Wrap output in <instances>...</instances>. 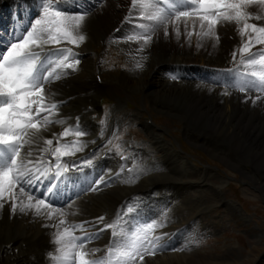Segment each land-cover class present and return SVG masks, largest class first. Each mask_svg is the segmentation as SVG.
Segmentation results:
<instances>
[{
    "label": "snow or ice",
    "instance_id": "snow-or-ice-1",
    "mask_svg": "<svg viewBox=\"0 0 264 264\" xmlns=\"http://www.w3.org/2000/svg\"><path fill=\"white\" fill-rule=\"evenodd\" d=\"M93 2L99 7L104 4V0ZM37 6L35 19H17L9 32H0V209L8 203L13 215L31 213L51 222L43 225L55 230L50 241L53 251L47 254L49 264H146V256L170 247V243L164 242L167 233L156 234L168 220L166 212L157 220L140 207L126 203L111 220L99 216L77 222L68 220L77 212L54 206L71 199L73 193L66 189L75 184L69 173L79 171L80 166L65 157L84 151L89 142L81 138L89 133L80 126L79 118L61 133H53L52 138H45L42 133L69 119L60 116L64 101L56 98L59 93L53 91L52 85L78 71L79 54L74 49L87 38L84 26L92 8L85 0H71V4L69 0H37ZM72 7L78 11L67 10ZM250 7L258 11L250 12ZM262 20L264 0H131L121 28L116 30L121 32L127 24L131 25L130 31L119 38L115 34L110 36L109 43H136L135 51L143 53L154 38H160L161 29L165 39L170 38V27L179 39L182 22L189 44L195 35L198 48L204 40L213 41L215 46L219 42L217 26L234 23L244 42L232 53L233 68L224 70L225 89L255 91L260 94L252 100L255 104L264 98V24L252 21ZM134 66L139 69L143 64L137 60ZM223 94L228 95V91ZM106 128L107 114L100 123V137L105 135ZM118 132L113 129L103 146L113 145L122 160L116 178L127 170L135 176L130 175L124 182L132 183L146 167L138 163L134 154L125 155L120 143L113 144L120 139ZM68 136L74 139L65 141ZM103 158L107 159L108 153ZM130 158L133 164L128 167ZM81 159L85 167L95 168L93 160ZM102 183L107 184L103 176L87 190H98ZM83 190L80 188L74 194ZM109 230L111 238L107 245L88 247ZM100 252L103 255L98 256Z\"/></svg>",
    "mask_w": 264,
    "mask_h": 264
},
{
    "label": "bare ground",
    "instance_id": "bare-ground-1",
    "mask_svg": "<svg viewBox=\"0 0 264 264\" xmlns=\"http://www.w3.org/2000/svg\"><path fill=\"white\" fill-rule=\"evenodd\" d=\"M130 2L131 0H104L102 7L96 6V4H94V6L91 7L92 12L90 11L86 17L84 34H88L93 41L94 38H99L98 40H100L102 43H106L108 38L113 36L114 27H119L122 25V22L124 21V15L128 12ZM69 10L73 11L76 9L72 7L69 8ZM249 11L255 13L258 11V9L255 7H250ZM256 22L263 24L264 20ZM188 27L191 31L192 26L190 23ZM197 30H199L198 25ZM169 31L170 38L165 39L161 29L160 38H154L151 45L143 53H137L135 51V49L138 47L136 43L121 42V45L123 44L128 49V51L129 49L133 50L131 51V55H133L135 58L133 60V64L135 65L137 60H140L143 64V67L139 69H137L134 65L133 67H130L128 62L125 64L126 67H129V71L132 68V70L136 72L135 74L138 76V80L140 79L138 82H142L141 89H144L142 100L144 101V98H147V96L150 95L152 97L151 102L154 101L155 103L164 106L163 108L170 107L173 112L172 115L176 116L179 113L185 114L187 117L186 120L182 119L181 116H179V118L182 119L183 124L185 125L184 128L187 131H190L189 135H192L191 132L200 134V130L203 129L212 130V133L218 138L213 136L205 138L204 135L203 137L196 136L199 140V143H197L206 148L211 153L217 155V157L229 161V164H233L231 160L232 158L229 157L233 153V147L235 150H241V157L244 155H249L253 158H257L256 165L260 166L264 164V138H260V136H264V124L257 125L261 118L264 117V98H261L255 104H253L252 100L258 94L244 96L231 90H222L218 86L208 84L204 81H187L184 79L182 80L181 78L172 79L167 75L166 77L163 73L164 70L172 69L170 67H172L173 64H192L196 63L198 58L201 60L200 63L213 66H226V57H228V53L231 52L232 54L234 51H238V45L240 41L244 39L237 31V25L234 23H225V25L220 27L217 31L219 35V42L215 43V46H213V41L204 40L201 42L203 46L199 48L197 47V37L195 35L191 37V43L189 44L184 33V25L182 22L180 23L181 35L179 39H177L175 34L172 33L171 27L169 28ZM228 33L234 34L233 40L225 38V34ZM119 34L124 35L125 33L121 31ZM87 40L88 39L86 38L85 42ZM76 50L83 52L85 55H88V52L90 54L92 53L91 56H93V52L90 51L92 49L90 47L86 48L84 44L80 45V47L76 48ZM130 60H132L131 57ZM130 60L128 61L130 62ZM97 73L100 72L96 68V65H94L92 62L88 70L80 68L78 71L71 72L67 78L57 81L52 85L53 91H58L59 93L56 98L58 100L66 101V106L63 105L60 108V116L62 118H69L65 124H68L69 121L75 119V117H77L79 114L86 115L87 113H95L94 111H96V104H94V99L100 97V95H102V93L105 91V86L98 84L97 80L95 79ZM103 74L102 78L104 81L111 83L110 80H107L105 74ZM131 75L132 74L130 73L129 76ZM135 86V89L139 88L138 83ZM135 86H133V88ZM122 90L125 92L123 100L132 98V95H130L131 93L129 94V91L126 90V88H123ZM225 90L228 91V95L223 94ZM119 105L120 102H116L115 106L117 107ZM119 115L120 113H110L108 118L112 116L109 119H111V122L115 125L116 123L122 121V119L118 121V117H120ZM122 118L124 120V117ZM152 118H154V116ZM136 119L137 120L134 124L135 126L137 124H141L138 118ZM65 124H53L49 127V130L44 131L42 135L45 138H52L53 133L59 134L63 131ZM80 124L84 125V129L90 134L85 136L83 140L88 141V145L96 149L97 146L95 144L98 143V140L93 134L92 126H90L85 121H81ZM196 128H198L199 131L195 130ZM247 136H251L254 142L260 141L261 145L259 146L251 144L248 141ZM91 141H95V143H91ZM151 143L155 149H158L156 141H152ZM225 145L228 146V156L224 151ZM149 148L151 149V147ZM23 151H26V149ZM36 155H38V153H36ZM136 158L141 166H145L144 163L140 162V155H137ZM33 159H35V155L33 156ZM182 159V156L173 152L169 153L168 155L166 153L165 156L163 154L161 156V160L159 161L160 163L156 166L154 165L156 168H159L157 171H153L150 169V167L145 166L146 171L139 173L140 177L141 175H144V177H141L143 181L145 180L144 182L141 181V178L139 177L136 180L137 182L135 181L132 183H125L124 181L127 180L128 177H126L127 174L124 172L122 176L119 177V179L122 178V184H116L118 183L119 179L114 177L111 180L110 185L107 186L108 182L107 184L102 183V186H100L98 190L62 206V208L66 209L68 212H73L74 207H79V211L81 210L80 208H83L87 213L84 214L85 216L80 217L79 212H77L78 214L76 216L70 215L68 216V220L70 221L79 222L81 220H92L99 216H105L111 220L115 216L117 210L121 208L126 196H131L136 193H155L156 190H158L157 193L160 194V191L164 187L170 186L169 188L172 191V195L174 193L173 191L177 193V191L184 190L185 192H181L179 194L175 193L173 195L174 200L180 197L184 200L187 197L186 188L191 190V188L195 186H202L200 187L201 189H198L197 187V189L193 190V204L188 210H185L184 207V211L182 210L183 212L179 210L181 205L178 208L179 205L175 204L176 200L171 203L168 201V199H163L162 201H156L155 199V201H152L153 204L151 206L148 204L144 209L145 213L157 220H160L162 218V214L166 212L168 215V220L164 227L167 226L169 221L176 220L182 215L193 214V212L197 213V220L192 223L189 222L190 224L187 226L182 223V225L186 227L184 230V235H186V238L184 239L186 241L182 244H178L177 247L172 245V247L168 248L175 249L171 250V252L181 251L183 245L188 244L187 246L189 249H196V246L202 243V235H205L206 232L211 231V229L206 230L204 228L207 227L211 221H213L214 217H211L210 215L209 222L206 224V216L204 215L206 211H211V207H215V203H221V207L223 209L220 211L219 215L221 219L219 221L220 223L225 222L223 225L228 224V227L226 226L228 229L225 231L227 233L233 231L234 226H238L237 223L238 221L242 220L243 214L237 213L233 204H228V202H225L220 197V193H222L221 191L225 190L226 192L229 186H232V182L228 181L226 183V185H229L227 188L225 186L220 187L218 182L209 187L207 185L212 183L208 182L207 184V178L209 179L212 176H210L207 172L208 169L204 167L200 171L196 170L189 172L190 170L186 169L182 163ZM109 162L110 165L114 164V168H118L120 166L113 159H110ZM221 165L224 166V164ZM229 171L234 173L236 172L231 169ZM145 172H147V174ZM173 174L174 176L172 177L173 179H171V182L173 180L172 183L174 184L175 180L177 179L175 185L179 186L180 189L168 183V181L166 182L168 184H165L157 180L161 175L172 176ZM193 174L196 175V177H201L203 181L198 180L196 182H192L186 179V177L193 176ZM207 174L209 177H207ZM174 177L176 179H174ZM149 178H153L157 180V182H155L153 185H149L146 191L145 189H138L140 187H137V184L139 182H149ZM116 179L118 180L116 181ZM214 180L218 181L219 179L216 178ZM114 186H116V188L112 189ZM153 188L155 189L153 190ZM135 190L138 192H135ZM96 192L99 194H95ZM155 198H157V196ZM166 202L170 206L162 205ZM68 205H71V208H69ZM164 207H168L169 209ZM164 209H166V211L162 212ZM157 213L160 214L158 215ZM192 216L193 217H190V219H193L197 215ZM200 222L206 225H202ZM48 223L51 222L40 217H34L31 213H17L13 215L10 210V204L6 203L4 208L0 209V264H49V258L47 254L50 251H53V245L50 241L52 240L51 234L55 230L51 227L43 226ZM248 229V227H245L243 229V234H249L246 232ZM193 230H197V232H193L194 237H189L190 232ZM162 233H164V231L158 232V234ZM214 233L215 232L213 230L212 236H214ZM110 234V230L105 232L102 239L92 242L88 245V247L103 248L109 243L111 238ZM220 237L223 239L225 236H219V238ZM260 240L264 241V239ZM223 241L226 244V247L223 250H226L228 253L233 252V248L230 246V240L227 238ZM247 241L248 245L253 244L251 242L253 240L247 238ZM181 242L183 241H178V243ZM212 242V238H206V243ZM227 243H229V245ZM4 245L6 246L5 248ZM248 245L245 243L242 246ZM213 247L216 249L215 245ZM192 253L196 255V253ZM198 253V257L203 259L205 258L204 260H206V258L209 256L215 258V255L212 254L211 250H208L207 248H204L202 251L198 250ZM209 261L212 263L219 262L216 261V259ZM145 262L146 264H192L191 262L188 263L184 257L179 256L178 253L174 255L170 254V252H159L152 256H146Z\"/></svg>",
    "mask_w": 264,
    "mask_h": 264
},
{
    "label": "rangeland",
    "instance_id": "rangeland-1",
    "mask_svg": "<svg viewBox=\"0 0 264 264\" xmlns=\"http://www.w3.org/2000/svg\"><path fill=\"white\" fill-rule=\"evenodd\" d=\"M85 35H86L88 40L86 42H84L83 44L86 46V43H89L88 47L86 46V48H89V47L93 48L96 46V48H94V50H95V53L98 51L97 64H100L101 59H99L98 57L102 53L103 54L109 53L112 49L106 48V47L103 48L102 42L100 40H98L99 38L98 39L94 38V41H93L88 34H85ZM226 38L230 39L231 36L229 35ZM99 43H101V44H99ZM91 45H93V46H91ZM119 45L122 46V48H124V51L129 53L132 60H130V57H129L130 63H128V64L130 67H133L132 63H133V60L135 59L134 56L131 55V53L128 51V49L123 44L121 45V43H119ZM112 48H114V47H112ZM94 50L92 49L90 51L94 52ZM91 54H90V56H91ZM110 54H114V53L111 52ZM93 56H94V54H93ZM90 58L91 57H87L86 64L88 63ZM96 68L98 69L99 72L102 70V68L99 67L98 65H96ZM135 70H137V69H135ZM132 71H133L132 68L129 71V67L125 66L122 72H116V76H117L116 78L111 76L109 73L102 72V74L104 73L105 76L107 77V80L111 81L110 84H109V82H107V84H106L107 85V91H106L105 95L108 96L107 94H109L112 98H114V100H116L113 103V107H115L116 102L121 103L122 99H124L125 92H123L122 89L126 88V90L129 91L128 93L129 94L131 93L130 95H132L131 99H134L135 101H137V99L139 98V99H141V103L140 102H137V103L142 104L147 108L150 107L148 105V103H149L151 105V109H152V107L154 108V110H153L154 112L152 111L150 114H151V116L152 115L154 116L153 119L157 120V123L156 122L152 123V128L155 129L158 133L155 132L154 130L150 129V126L142 123V118H143L142 116L143 115H141L140 117H136L142 123L143 130L145 131V133L140 131V134H136V138H137V140H139L141 136L146 138V142L141 144L142 150L145 152H148L150 157L155 158L153 163L147 164V161L149 162V158L147 156L144 157V155H141L140 156V162L144 163L145 166L150 167L151 170L157 171L159 168H156L155 166L160 163L159 161L161 160V156L163 154L165 156L166 153H167V155L169 153H172V151H170V150H171V148H173L174 151L178 152L179 154H181L183 156L185 163H186V166L190 170L189 172L196 171V170L200 171L204 167H206L207 169L208 168L210 169V170L208 169L207 172L212 177H210L209 179L207 178V184H208V182H210L212 184H208L207 186L210 187L214 183L218 182L220 187L221 186L224 187L226 185V182H228L231 179L233 181V183H231L232 186H229V188L226 190V192H225V190L221 191L222 193H220V197L221 198L224 197V199H226L228 202L233 203L236 212L239 214H243L242 220L238 221V223H237L238 226H234V230L230 232L232 234L227 233V232L224 234V236L226 238L232 237V238H230V242H231V246L233 247V252L228 253V252H226V250H223L226 247V244L220 243V240H222V239H220L221 237L219 238V236H212L213 230L216 232V234H220L221 231H226L228 228H226V226H224L225 228L222 229V227L219 226V228L216 229V228H213V227L210 228L209 226H207L204 229H206V230L211 229V231L207 232V236L208 237L212 236L209 238H212L213 244H206V248L208 250L212 249L211 252H212V254L215 255V258L209 256L206 258V260H204L205 258L203 259V258L198 257V255H199L198 250H202L201 249L202 246L201 247L198 246V248H196V249H194V248L189 249V247L187 246L188 244H184L181 251H174V252L170 251V254L173 253L175 255L176 253H178L179 256L184 257L188 263L191 262L192 264H252V263L253 264H264V241L260 240V239H264V237H263L264 236V164H262L260 166L256 165L257 158H253L249 155H244L241 157V150L240 149L235 150L234 147H233V153L229 156L232 158V159L231 158L230 159L232 160L233 164H229L230 163L229 161L223 160V159L217 157V155L211 153L206 148H204L203 146L198 144L199 143V140L197 139L198 136L203 137V135H204L205 138H207L209 136H213L215 138H218V137H216L212 133V130H209V129L200 130L201 131V133L199 132L200 134H197L195 132L194 133L191 132L192 135H189L190 131H187L184 128L185 125L183 124V121H182V119L186 120V118H187L185 114L179 113L180 115L179 114L176 116L172 115L173 112H172L170 107H167L168 109L163 108L164 106H161L160 104H157L154 101L151 102L152 97L150 95H148L147 98H144V101H143L142 97L144 95V89L143 90L141 89L142 82L141 81L138 82L140 79L138 80V78H137L138 76H136V74H135L136 72L135 71L132 72ZM130 73L132 74L131 76H129ZM133 77H135V78H133ZM137 83H138L139 88L135 89L136 88L135 85H137ZM114 85L117 86L118 88L115 87ZM133 86H135V87L133 88ZM109 89H111L114 93L108 92ZM117 91H118V93H117ZM119 91L124 96H122L119 93ZM134 93H135V95H134ZM117 95L119 96V99H116L118 97ZM95 100H96V106H97L98 110H100V97L95 99ZM103 102L109 103V101L105 100V99L103 100ZM94 104H95V102H94ZM122 104L123 105L121 108L124 109L126 107V103L124 100L122 101ZM133 105L134 106H133V109L131 111L132 113L133 112L138 113V112H141L142 110H145L144 107L137 106V104H135V103H133ZM111 110H112L111 111L112 114L120 113L116 110H113V109H111ZM106 114H107V118H108V115H110V113L109 114L106 113ZM119 116L121 118L118 117V121H120L121 119H122V121L116 123L118 125L123 124V122L126 118V115H124L123 113H120ZM179 116H181L182 119H180ZM111 117H109V118H111ZM122 117H124V120ZM136 118L134 119L135 121L137 120ZM150 119L151 118L149 116H147L145 118V121L149 122ZM158 124L163 126V127H160ZM260 124H264V117H262L261 120L257 123V125H260ZM195 130H198V128H196ZM159 133L161 135H163V137L166 139L168 146H166L165 143H161V141L158 140V138H163ZM48 134H50V133H48ZM56 134H58V133H56ZM127 136H128V133H126V137H124V138H127ZM122 138H123V136H122ZM122 138L119 139V141H117L116 143L126 144V140L122 139ZM260 138H264V136L262 135V136H260ZM247 139L253 145H259V146L261 145L260 141L254 142L252 140L251 136H247ZM152 141H156V145L158 146V149L154 148V146L151 143ZM149 147H151V149ZM227 150H228V146L225 145V147H224L225 153H227ZM163 151H164V153H163ZM140 154H144V153H140ZM227 156H228V153H227ZM221 164H224V166ZM226 166H228V167H226ZM147 169H149V168H147ZM230 169L234 170L236 172L235 173L231 172V171H229ZM145 173L147 174V172H145ZM209 175L207 174V177H209ZM143 176L144 175H141V177H143ZM173 176H174V174L172 176L161 175V176H159V178H163V179L158 178L157 180H159V182L161 181V183H165V184L170 183V184L176 186L175 184L177 182V179L175 177H174V179H176L175 183L174 184L172 183L173 180L171 182V179H173L172 178ZM126 177H127V175H126ZM192 177H196V175L193 174ZM216 178H218L219 180L218 181L214 180ZM118 179H116V181ZM148 180H149V182L143 183L145 180L143 181V179L141 178V181H143V182H139L137 184L138 185L137 187H140L138 189H140V190L145 189V191H146V189H148L149 185H151V184L153 185L155 182H157V180H155L153 178H149ZM199 180H201V179H199ZM167 181H168V183H166ZM169 185H167V186H169ZM255 185H257L259 188ZM176 187L179 188V186H176ZM198 188L201 189L200 186ZM154 189L155 188H153V190ZM186 189H187V192H186L187 197L184 200L181 197L175 199L177 201V202L175 201V204L179 205L178 208L181 205V207L179 209V210H181V212L184 211V207H185V210H188L193 204V200H192L193 194L190 196L189 191H191V190L189 188H186ZM137 190H135V192H138ZM157 191L158 190H156L155 193L158 195ZM173 192H174L173 193V195H174L176 192L175 191H173ZM181 192H185V191L184 190L183 191H177L176 194H179ZM225 196L230 197V198H235L236 200L233 201L230 198H226ZM127 197H129V196H126L125 199ZM167 202L165 203V206L168 205ZM240 203L243 205V207H245L244 210L248 211V214L243 213L244 211H243ZM218 204L221 205V203H217V205ZM168 206H170V205H168ZM164 208L169 209L168 207H164ZM222 209L223 208L221 206L217 208V210H221V211H222ZM64 210L66 211V209H64ZM164 211H166V209H164L162 212H164ZM162 212H160V213H162ZM224 223H221V224H224ZM245 227L249 228L248 231H246L249 234H243V229ZM193 232H197V230L191 231L189 234V237L193 236ZM184 238H186V235H184L182 238H180L179 242L183 241V243H184L185 242ZM247 238L253 240V241H251L253 244L248 245ZM239 242H241L242 245L246 243V245H248V246H241L240 247ZM179 244H182V243H179ZM227 244L229 245V243H227ZM214 245L216 246V249L213 247ZM191 251L196 253V255L193 254ZM164 252L169 253V251H166V250ZM214 255H212V256H214ZM196 256H197V258H196ZM214 259H216V261H219V262L212 263L211 261H209V260H214Z\"/></svg>",
    "mask_w": 264,
    "mask_h": 264
}]
</instances>
